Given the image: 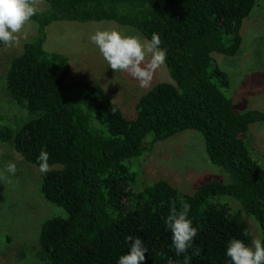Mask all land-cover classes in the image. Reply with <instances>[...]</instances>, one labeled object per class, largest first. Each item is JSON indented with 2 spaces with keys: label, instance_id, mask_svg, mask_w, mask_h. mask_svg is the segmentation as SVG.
Instances as JSON below:
<instances>
[{
  "label": "trees",
  "instance_id": "1",
  "mask_svg": "<svg viewBox=\"0 0 264 264\" xmlns=\"http://www.w3.org/2000/svg\"><path fill=\"white\" fill-rule=\"evenodd\" d=\"M35 1L43 4L31 18L36 35L4 76L7 97L27 118L17 128L1 126L0 144L10 145L36 168L41 150L49 153L50 170L41 175L39 193L65 217L42 222L36 259L117 264L131 236L148 249L143 264H184L164 223L173 204L180 210L183 202L191 205L189 218L198 229L187 253L191 264H228L229 240L251 244L241 212L257 222L264 239V163L254 159L249 136L251 125L264 123V112L234 111L226 94L229 78L216 61L239 55L241 27L257 0ZM103 21L135 29L146 41L157 33L167 50L169 81L138 99L132 119L100 86H68V57L43 48L52 23ZM187 130L200 134L209 162L231 182L210 181L190 195L165 181L134 192L135 175L126 163ZM223 197L235 202L222 204Z\"/></svg>",
  "mask_w": 264,
  "mask_h": 264
},
{
  "label": "rangeland",
  "instance_id": "2",
  "mask_svg": "<svg viewBox=\"0 0 264 264\" xmlns=\"http://www.w3.org/2000/svg\"><path fill=\"white\" fill-rule=\"evenodd\" d=\"M35 6L38 10L43 9L40 2L35 1ZM98 29H117L146 41L135 29L113 22H55L45 30L43 48L68 57V86L75 83L100 86L123 116L132 119L138 99L155 84L169 81L166 67L164 65L154 73L148 87H141L140 82L126 72H114L90 40ZM240 33L243 42L239 55L216 57L219 67L229 78L230 87L226 94L238 114L248 110L264 112V0H257ZM35 35L36 25L30 21L18 34V44L0 48V127L17 128L27 118L25 110L7 97L4 76L10 61ZM147 59L150 57L146 62ZM249 132L253 157L264 163V123L251 125ZM10 161L17 167L14 176L4 171ZM126 166L135 175L134 192L156 181H165L180 194L190 195L210 181L231 182V177L224 170L209 162L203 139L193 130L157 142L141 158L130 160ZM0 174L3 176L0 179V264H41L35 257L40 226L47 218L65 217V214L40 195L42 174L39 168L25 163L8 144H0ZM219 201L222 204L235 202L227 197ZM241 217L248 226L251 239L261 238L257 222L243 212Z\"/></svg>",
  "mask_w": 264,
  "mask_h": 264
},
{
  "label": "clouds",
  "instance_id": "3",
  "mask_svg": "<svg viewBox=\"0 0 264 264\" xmlns=\"http://www.w3.org/2000/svg\"><path fill=\"white\" fill-rule=\"evenodd\" d=\"M38 14L35 0H0V45L11 47L19 43L18 34L22 32L31 18ZM90 40L96 46L103 59L114 72L121 71L130 74L140 82L141 87H148L154 73L165 65L167 50L161 48V38L153 33L149 41H143L135 35H126L117 29L96 30ZM150 57V59L146 58ZM49 153L42 149L37 162L41 174L50 170ZM4 171L14 176L17 171L14 162H8ZM3 176L0 174V179ZM191 205L183 202L180 210L175 204L164 219L165 227L171 233V243L176 256H184V264H191L192 257L188 255L193 247L198 229L189 218ZM130 244L126 254L118 257L117 264H143L145 253L148 252L144 241L128 237ZM199 249L194 251V255ZM225 256L228 264H264V239L256 238L251 244L241 239L233 238L227 242Z\"/></svg>",
  "mask_w": 264,
  "mask_h": 264
}]
</instances>
